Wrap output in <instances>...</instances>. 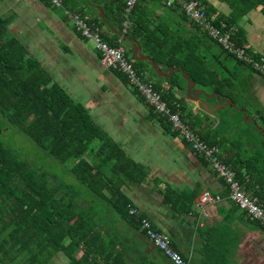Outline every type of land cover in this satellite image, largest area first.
<instances>
[{
  "label": "crops",
  "instance_id": "1",
  "mask_svg": "<svg viewBox=\"0 0 264 264\" xmlns=\"http://www.w3.org/2000/svg\"><path fill=\"white\" fill-rule=\"evenodd\" d=\"M60 1L57 7L50 0H0V16L12 11L8 33L54 83L88 110L105 138L117 144L122 167H139L130 171L131 177L126 180V167L119 169L115 161L100 164L98 153L104 141L96 140L91 162L102 167L96 173L98 185L108 197L116 193L138 207L139 216L149 218L157 230L166 233L190 264H264L261 222L248 218L230 200V185L205 158L192 151L167 118L156 114L129 87L123 74L103 67L100 51L89 48V38L78 30L73 15L90 16L88 25L108 44L117 41L132 56L137 44L160 70L175 71L160 79L147 63L134 58L144 64L140 73L143 68L151 71L153 82L146 78L155 90H163V97L169 92L171 101L164 97L169 105H180L182 116L197 135L216 143L203 140L217 146L221 162L235 180L240 182L232 167L243 173L249 188L240 183L263 208L264 77L226 53L208 33L200 32L182 9L167 7L163 0H138L128 14L126 0H91L104 9L93 6L98 17L95 20L84 0ZM200 1L210 17L232 26L236 43L247 46L253 56L264 57V0L255 5L242 0ZM165 50L171 56L169 62L158 61L156 57ZM181 70L194 81L193 90L202 91L201 102L187 95L188 84ZM73 184L84 188L77 179ZM205 191L221 196V202L205 210L198 208ZM255 191L262 192L263 201ZM114 202V197L105 198L99 205L110 207ZM100 217V225L105 227L114 221L122 231L121 237L130 238L128 245L136 264H159L160 257L151 255L156 248L125 219L110 210ZM102 236L103 244L109 245L110 237L106 233ZM82 255L80 252L78 258ZM54 261L70 262L61 253L51 260L58 264ZM168 264L173 263L169 260Z\"/></svg>",
  "mask_w": 264,
  "mask_h": 264
},
{
  "label": "trees",
  "instance_id": "2",
  "mask_svg": "<svg viewBox=\"0 0 264 264\" xmlns=\"http://www.w3.org/2000/svg\"><path fill=\"white\" fill-rule=\"evenodd\" d=\"M242 1L255 5L261 0ZM84 4L95 14L93 20L97 19L92 8L99 5L91 0H84ZM10 19L0 16L1 117L55 162L66 166L64 175L74 176L84 188L34 167L21 152L23 144L11 149L0 141V261L4 263L8 257L9 264H52L55 255L61 253L69 259V264H136L128 245L130 238L121 237L118 223L112 221L105 227L99 224L100 216L110 210L144 236L139 226L141 216L129 214V207L134 205L116 193L108 197L98 185L96 173L102 167L91 162L93 143L104 141L98 153L102 157L100 164L115 161L119 169L126 167V180L131 177L128 173L139 167L135 164L122 167L117 144L105 138L88 110L54 83L40 63L8 33ZM109 43L114 47L119 45L117 41ZM135 65L141 72L140 66L144 64ZM164 97L171 101L169 92ZM203 140L210 143L204 137ZM232 168L240 182L249 188L243 173ZM254 193L263 201L261 191ZM112 197L115 202L110 207L99 205ZM103 233L110 237L107 246L103 244ZM80 252L83 255L78 258ZM151 255L160 257L159 264H168L162 251L154 249Z\"/></svg>",
  "mask_w": 264,
  "mask_h": 264
},
{
  "label": "built area",
  "instance_id": "3",
  "mask_svg": "<svg viewBox=\"0 0 264 264\" xmlns=\"http://www.w3.org/2000/svg\"><path fill=\"white\" fill-rule=\"evenodd\" d=\"M53 6L60 7V0H50ZM164 4L170 8L182 9L186 16L195 25L208 33L215 42L234 58L248 66L255 73L264 77V57H255L250 53L247 46H240L233 40V28L223 19L215 20L207 13L206 5L200 0H163ZM138 0H126L125 11L130 13ZM73 18L76 26L81 34L86 38H91L95 48L101 53V63L104 68L112 71H118L123 74L129 87L137 93L145 103L158 115L168 119L173 129L190 144L192 151L205 158L222 177L228 185H230V200L234 202L240 210H242L248 218L254 221H260L264 226V208L261 206L258 198H255L245 191L242 184L235 180L233 173L221 162L218 153L219 149L215 145L205 143L197 133L190 127L189 123L182 116L180 105L172 107L164 99L163 90H155L153 84L139 72L136 67L134 57L130 58L124 46H111L103 41L96 30L88 25L90 16H82L74 14ZM222 197L213 195L209 191H205L197 202V207L206 209L210 204L220 203ZM129 214L139 216V209L135 206L129 207ZM140 231L151 242V244L173 263V264H190L184 256L175 249L172 239L157 230L152 221L147 217L139 219Z\"/></svg>",
  "mask_w": 264,
  "mask_h": 264
},
{
  "label": "rangeland",
  "instance_id": "4",
  "mask_svg": "<svg viewBox=\"0 0 264 264\" xmlns=\"http://www.w3.org/2000/svg\"><path fill=\"white\" fill-rule=\"evenodd\" d=\"M82 3L84 4V2H82ZM80 5L83 6L82 4H80ZM10 13H12V11H10ZM10 13H5V14H2L1 16H8V15H10ZM202 30L203 29H201L200 32ZM10 33H11V30H10ZM87 42H88L89 48H92V49L95 48V45L90 40V38H89V40H87ZM166 53H168V51H166V50L163 51L162 54H160L162 56H160V57L157 56L156 57L157 60L158 61H162V62H164V60H165V61L169 62V59L171 58V56H170V54L166 55ZM128 56L130 58L133 57L131 52L128 53ZM142 74L145 77H147L151 82H153L152 81L153 80V76H152L150 70L143 68ZM1 116L2 115L0 114V141L5 146H7V147H9L11 149L12 148L13 149H15V148L17 149L18 148L17 147L18 144L21 147H22V144H23L24 147L22 148V150L21 149L20 150L26 157H28V162L30 164H32L34 167H36L37 169L42 170L43 172H47L48 174H50V176H54L57 179H61V180L63 179L64 181H66L68 183H72L73 184V182H76V179H74V177L72 175L71 176H65L64 175V169L66 168V166L64 167V166L60 165L59 163L55 162L50 156L46 155L43 150L38 148L36 146V144L30 138H28L25 135H22V133H18L16 131V128L12 127V124L7 123ZM231 126H234V125L231 124ZM252 131H255V130H252ZM257 136L260 137L259 135H257ZM24 160H26V159H24ZM11 257H12V255H11ZM7 258L4 259L5 260L4 263L2 261H0V264H9L8 263L9 260ZM53 263H58L59 264L58 261L57 262L54 261Z\"/></svg>",
  "mask_w": 264,
  "mask_h": 264
},
{
  "label": "water",
  "instance_id": "5",
  "mask_svg": "<svg viewBox=\"0 0 264 264\" xmlns=\"http://www.w3.org/2000/svg\"><path fill=\"white\" fill-rule=\"evenodd\" d=\"M100 18L103 19L102 14H100ZM133 56L137 61H142L147 63V65L151 68L152 71L155 72L157 76H159L160 79H165L171 76L175 71H162L157 66V64L148 56L144 55L140 49V47L136 44V47L133 50ZM179 68L175 69L178 70ZM182 75L187 80L188 87L186 88L187 95L192 99L201 100L199 94L202 92L201 90L197 92L198 90H193L194 81L189 77L188 74L184 73L183 70H181ZM201 102V101H200ZM221 108V107H220ZM219 109V108H218ZM217 109V110H218ZM243 112V111H242ZM244 113V112H243Z\"/></svg>",
  "mask_w": 264,
  "mask_h": 264
}]
</instances>
